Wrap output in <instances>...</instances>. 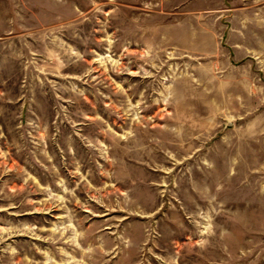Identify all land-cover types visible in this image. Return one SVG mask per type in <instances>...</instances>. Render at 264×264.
<instances>
[{
    "label": "rangeland",
    "instance_id": "obj_1",
    "mask_svg": "<svg viewBox=\"0 0 264 264\" xmlns=\"http://www.w3.org/2000/svg\"><path fill=\"white\" fill-rule=\"evenodd\" d=\"M263 33L264 0H0V264H264Z\"/></svg>",
    "mask_w": 264,
    "mask_h": 264
},
{
    "label": "crops",
    "instance_id": "obj_2",
    "mask_svg": "<svg viewBox=\"0 0 264 264\" xmlns=\"http://www.w3.org/2000/svg\"><path fill=\"white\" fill-rule=\"evenodd\" d=\"M263 35H264V33H263ZM190 37H189V35H188V39H189ZM188 39H187V42H188ZM205 40H207V38H205V37H202V43L205 41ZM204 45H206V43H203ZM202 44V45H203ZM204 47H206L207 48V46H204Z\"/></svg>",
    "mask_w": 264,
    "mask_h": 264
}]
</instances>
